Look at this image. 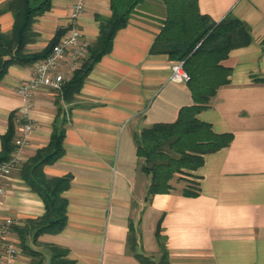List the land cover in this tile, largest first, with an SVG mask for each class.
Wrapping results in <instances>:
<instances>
[{"label": "crops", "instance_id": "obj_1", "mask_svg": "<svg viewBox=\"0 0 264 264\" xmlns=\"http://www.w3.org/2000/svg\"><path fill=\"white\" fill-rule=\"evenodd\" d=\"M8 1L0 0V9ZM198 2L201 13L216 22L227 16L241 20L253 38L230 52L223 62L232 69L230 83L198 114L214 132L233 134L231 144L207 154L195 172L199 194L184 195L185 183L176 178L172 192L150 196V177L141 172L135 135L175 122L180 110L193 104L188 84L171 80L175 61L152 52L166 8L160 0H147L116 34L111 52L94 66L73 102L49 88L35 92L28 111L35 124L30 145L0 196V264H50L51 246L65 250L74 264H144L138 255L158 261L159 222L169 264H264V0ZM75 4L84 6L80 29L91 45L96 42V16L112 15L110 0H52L51 9L34 22L29 52L43 51L59 30L69 29ZM14 22L11 12L0 14L2 33L9 34ZM38 62L11 65L0 81V153L11 116L20 118L25 108L18 87ZM55 71L65 81L73 75L66 61ZM64 121V154L43 171L49 179L70 181L61 194L68 201L67 222L57 234L28 236V249L39 253L33 256L22 249L15 229L42 217L46 206L21 173ZM7 219L13 221L8 228ZM9 246L17 254L6 262Z\"/></svg>", "mask_w": 264, "mask_h": 264}, {"label": "trees", "instance_id": "obj_2", "mask_svg": "<svg viewBox=\"0 0 264 264\" xmlns=\"http://www.w3.org/2000/svg\"><path fill=\"white\" fill-rule=\"evenodd\" d=\"M110 1L112 15L109 18L96 16L100 22V35L89 46L87 56L73 71L72 77L64 82L62 96L67 103L75 100V95L81 91L94 66L111 52L116 34L128 25L137 8L146 0ZM160 1L165 5L166 18L152 52L165 53L174 61L184 62L190 76L187 84L193 104L183 107L175 122L158 123L137 133V156L144 160L141 171L150 177V196L172 192L176 178L189 183L183 189L184 195L197 196L200 189L195 172L203 166L205 156L229 146L233 140L231 133L214 132L209 123L198 118V114L211 108L218 90L230 83L232 69L223 63L230 52L251 44L253 38L247 25L235 17L227 16L216 22L202 14L198 0ZM51 7L52 0H9L0 9V14L11 12L15 20L9 34L0 30V81L11 65L28 66L46 59L68 31L59 30L56 38L43 51H28L27 46L36 38L33 28L35 20ZM57 102H61L59 97ZM63 112L60 107L59 113ZM64 124L65 121L63 126H55L50 143L24 164L21 173L46 206V213L42 217L30 219L24 227L15 229L22 249L33 256H39V253L28 249V236L36 239L44 233L57 234L67 222L68 201L61 194L70 186V181L67 178L49 179L43 171L46 165L55 163L64 154ZM17 126V117L12 115L8 131L2 137L0 163L7 161L15 150ZM192 177L195 182L191 181ZM161 225L159 222L156 234L162 256L155 261L138 255L144 264H169ZM50 248L53 253L50 264H74L66 259L65 250L55 246Z\"/></svg>", "mask_w": 264, "mask_h": 264}, {"label": "built area", "instance_id": "obj_3", "mask_svg": "<svg viewBox=\"0 0 264 264\" xmlns=\"http://www.w3.org/2000/svg\"><path fill=\"white\" fill-rule=\"evenodd\" d=\"M83 12L84 6L82 4H75L72 7L68 31L60 38L50 55L36 64L35 71L31 77L24 80L18 87V95L24 101L25 108L20 118L17 119V136L14 140L15 150L7 161L0 163V196L6 193L5 181L20 167L24 159L23 153L30 145L35 124L30 118L28 111L32 108L35 92L41 88H49L56 94L62 95L65 76L55 71L57 66L66 61L68 62L69 70L74 71L81 65L88 54V48L91 44L78 24ZM171 80L175 83L189 82L190 76L184 68L183 61H175L173 64ZM12 224V219L6 220V228ZM4 232H7V230ZM16 254L17 250L9 246L5 257L6 262Z\"/></svg>", "mask_w": 264, "mask_h": 264}, {"label": "rangeland", "instance_id": "obj_4", "mask_svg": "<svg viewBox=\"0 0 264 264\" xmlns=\"http://www.w3.org/2000/svg\"><path fill=\"white\" fill-rule=\"evenodd\" d=\"M146 1H147V0H146ZM146 1H145V2H146ZM145 2H144V3H145ZM140 6H141V5H140ZM138 8H139V7H138ZM139 133H140V132H139ZM142 160H143V159H142ZM143 164H144V160H143L142 165H143ZM142 165H141V167H142ZM141 172H142V171H141ZM142 174H143V175H147V174H145V173H143V172H142ZM147 176H148V175H147ZM192 179H193V180H192ZM191 181H194V182H195V180H194L193 177L191 178ZM184 183H185V186L189 185V183L186 182V181H184ZM148 191H149V190H148ZM161 256H162V254H161ZM36 259H37V261H39V258H38V257H36ZM159 259H160V258H159Z\"/></svg>", "mask_w": 264, "mask_h": 264}]
</instances>
